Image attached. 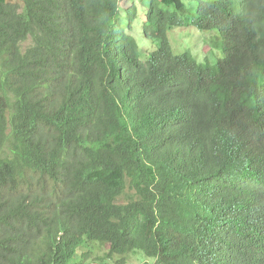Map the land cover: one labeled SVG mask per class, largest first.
<instances>
[{
  "label": "trees",
  "instance_id": "16d2710c",
  "mask_svg": "<svg viewBox=\"0 0 264 264\" xmlns=\"http://www.w3.org/2000/svg\"><path fill=\"white\" fill-rule=\"evenodd\" d=\"M121 3L0 0V264H264V0Z\"/></svg>",
  "mask_w": 264,
  "mask_h": 264
},
{
  "label": "rangeland",
  "instance_id": "374dc122",
  "mask_svg": "<svg viewBox=\"0 0 264 264\" xmlns=\"http://www.w3.org/2000/svg\"><path fill=\"white\" fill-rule=\"evenodd\" d=\"M136 1V0H135ZM121 11H124L128 7L131 6V0H121ZM140 20L143 21L142 17H140ZM137 30L132 32V35L135 37L137 44L139 48L141 49L143 46L146 48L151 49V45L142 41L141 37L139 34L136 33ZM173 37V45L175 47V50L177 51H185L188 50L192 53V55L196 58L197 61L203 62L202 57L204 53H202V46H203V41H204V36L200 33H198L196 30H192V28L189 29H178L175 31H172L170 33ZM25 43V45H27ZM208 51V56L210 59L208 60H213L216 59L214 56L219 54V57L221 56V53H219L215 50L207 48ZM104 255V250L102 248H97L92 255H90V258L88 259L87 263L85 264H102L96 258H101ZM115 260L117 259L116 257L114 258ZM125 260L129 264H141L143 259L141 255H135V254H130L125 256Z\"/></svg>",
  "mask_w": 264,
  "mask_h": 264
}]
</instances>
